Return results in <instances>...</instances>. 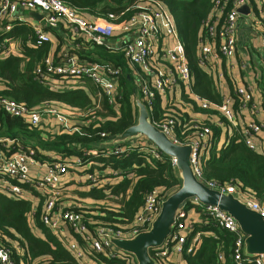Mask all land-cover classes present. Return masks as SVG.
I'll use <instances>...</instances> for the list:
<instances>
[{
	"label": "built area",
	"instance_id": "built-area-1",
	"mask_svg": "<svg viewBox=\"0 0 264 264\" xmlns=\"http://www.w3.org/2000/svg\"><path fill=\"white\" fill-rule=\"evenodd\" d=\"M243 4L249 6L250 13L255 11L253 22L262 24L260 20L264 19L260 18L264 17V0H212L211 11L203 22L205 33L199 42L198 65L212 77L221 95V103L215 105L192 94L190 97L200 110L216 109L229 126L235 128L238 114H235L231 94L225 91L227 83L233 86V93L239 100L238 113L241 115V111L246 110L249 118L240 131L243 143L251 151L264 153L262 144L256 139L259 134L264 133V119L260 118L262 98L256 99L251 86L240 85L227 70L221 69V64H227L236 54V29L240 18L250 16L237 12V8ZM129 12L130 15L123 17ZM31 13H36L40 19L31 17ZM21 26L31 29L34 46L45 43L49 45L33 71L34 79L43 88L55 92L86 90V83L89 81L101 90L108 103L113 106L120 98L119 77L124 69L112 60L99 59L96 54L93 60L87 58L89 49L96 45L104 47L110 53L122 55L129 72L126 74L133 78L137 87L135 95L139 94L149 116L157 97L160 98L162 107L174 105L182 109L178 110L179 120L181 115L189 114L188 111L193 112L190 104L174 97L177 92L191 91L192 78L174 20L160 0H134L119 13H108L107 16H92L62 0H0V61L21 53L19 39L13 33L16 27ZM259 44L264 50V34L259 35ZM135 95L132 96L133 102ZM93 111L94 109L86 111L90 118L85 116L78 124H72V119L80 112L82 117L83 111L53 102H44L30 108L8 97H0V115L21 119L29 128L43 126L51 134L55 130L64 133L79 132L80 126L95 120ZM193 113L190 120L181 126L184 130H190L193 136L191 140L184 142L174 137L177 115L152 123L174 142L192 145L190 162L198 180L212 189L235 195L264 219V203H259L252 195L238 191L232 184L219 186L215 182L203 180L205 151L218 143L211 135L210 125H216L221 130L226 126L219 119L212 121L210 118H201L204 116L202 113ZM101 137H104L102 141L111 139L105 134H101ZM132 149L147 152L156 161H161L164 157L144 137L117 145L108 151L117 155ZM38 151H41L38 147L23 145L17 137H0V194L10 200H21L26 194L36 192L37 199L43 200V208L39 213L41 224L53 232L78 261H84V251L93 255L104 248H110L127 264H136L132 257L115 250L109 237L131 239L148 230L168 195L161 189L146 193L143 205L131 223L119 229L101 225L96 228L94 235H90L82 214L62 206L61 201L64 196L62 177L69 170L75 171L74 166L82 165L80 158L74 161L50 155L38 158ZM82 151L89 152L84 148ZM90 153L96 154V150L91 149ZM170 160L172 167L176 168L175 159ZM99 175V171L87 174L89 184L96 185ZM188 203L192 207L186 210V203L180 206L169 235L159 247L150 251L158 264H183V251L192 253L198 247L199 233L191 237L185 248L194 223L188 214L192 210L210 215L218 228L232 235L230 264H264L261 256L248 257L243 253L245 235L230 215L217 206L202 205L195 198L189 199ZM34 214L32 212L28 218L32 231L37 229L35 223L30 221L34 219ZM198 216L200 217L199 213ZM73 234L81 238L83 247L72 238ZM15 248V252H21L20 247ZM23 256L21 253L19 258L23 259ZM217 261L224 262L223 252H218ZM0 264H17L9 249L1 244Z\"/></svg>",
	"mask_w": 264,
	"mask_h": 264
},
{
	"label": "trees",
	"instance_id": "trees-1",
	"mask_svg": "<svg viewBox=\"0 0 264 264\" xmlns=\"http://www.w3.org/2000/svg\"><path fill=\"white\" fill-rule=\"evenodd\" d=\"M62 1L71 7L85 10L92 16H107L108 13H119L134 0ZM160 1L174 20L192 78L191 91L182 92L181 99L190 104L195 113H202L205 119L210 118L212 121L219 119L221 124L226 126L221 130L216 125H210L211 135L218 140V143L205 151L206 159L202 166L203 180L215 182L219 186L232 184L238 191L248 193L259 203H264V153L248 149L243 143L240 132L236 130H233L232 134L224 135L225 130L230 131L234 127L229 126L216 109L200 110L190 97L192 94L215 105L221 103V95L212 77L198 65L199 42L205 33L203 22L211 11L212 0ZM110 2L114 4L111 5ZM130 14L131 12L123 17ZM13 33L19 39L21 53L0 61V97H8L30 108L44 102H53L80 111L94 109L95 120L88 125L80 126L79 132L64 133L55 130L52 134H46L43 126L29 128L21 119L1 114L0 137L14 136L23 145L57 151L59 159L74 161L80 158L82 165L79 166V170L76 168L74 170L82 172V175L93 171H105L104 176L98 177L99 183L93 187L86 176L84 184L86 183L87 191L84 189L81 194L93 202L108 201L111 203L110 206L84 205L76 208L77 210L74 209L86 219L90 235H94L96 228L101 225L119 229L131 223L139 213L146 193L161 189L168 195L179 187L180 180L176 168L172 167L170 158L165 155L161 161H156L144 151L132 149L113 155L107 149L90 148L91 145L102 141L104 137H101V134L113 138L136 123L137 115L132 96L135 95L137 87L133 78L126 74L129 72L121 54L110 53L104 47L96 45L86 54V57L92 60L95 54L101 60H112L124 69V73L119 77L120 98L111 106L101 90L94 84L90 85L92 83L89 81V84L86 83V90L55 92L43 88L34 79L33 71L49 45L45 43L34 46L35 41L29 27H16ZM260 92L261 110L264 112V84ZM230 94L237 115L239 100L233 90H230ZM178 110L182 109L174 105L162 107L161 100L157 97L150 117L156 122L177 115L174 137L180 142L191 140L193 136L190 130L181 127L190 120L191 115H181L179 120ZM222 136H225V140L221 142ZM260 141L264 142V139ZM82 148L89 152L84 153ZM91 149L96 150V154L90 153ZM42 154L43 151H38V158L47 157ZM30 195L36 196V192L32 191L21 200H10L0 194V244L9 249L12 259L16 260L17 264H85L86 260L87 263L95 264H127L110 248H104L93 255L84 251V262L75 259L60 239L41 224L39 213L43 208V200H38V206L34 210ZM185 203L186 210L192 207L188 201ZM32 212H35V225L42 237L31 229L28 218ZM197 212L200 214V221L192 224V232L185 248L189 245L191 237L197 233L200 234V242L192 253L183 251L184 264H230L229 248L232 245V235L218 228L210 215L199 210ZM72 238L83 247L84 242L79 236L73 234ZM15 246L20 247L21 252H15ZM219 251L224 254L223 263L217 261ZM21 253L24 255L23 259L19 258Z\"/></svg>",
	"mask_w": 264,
	"mask_h": 264
},
{
	"label": "water",
	"instance_id": "water-1",
	"mask_svg": "<svg viewBox=\"0 0 264 264\" xmlns=\"http://www.w3.org/2000/svg\"><path fill=\"white\" fill-rule=\"evenodd\" d=\"M237 12L249 16L250 9L246 4L237 8ZM31 16L40 19L36 13ZM137 93L134 97L136 123L121 134L108 140L91 145L94 149H110L142 137L149 140L165 156L175 159V167L180 185L172 190L162 202L160 212L149 229L138 233L131 239L109 237L112 247L132 257L136 264H158L151 256V250L159 247L171 231L174 217L182 204L195 198L202 205L217 206L230 215L245 235L243 253L248 257L261 256L264 262V219L256 211L248 208L235 195L212 189L198 180L194 174L190 156L191 144L174 142L153 123L145 105Z\"/></svg>",
	"mask_w": 264,
	"mask_h": 264
},
{
	"label": "crops",
	"instance_id": "crops-1",
	"mask_svg": "<svg viewBox=\"0 0 264 264\" xmlns=\"http://www.w3.org/2000/svg\"><path fill=\"white\" fill-rule=\"evenodd\" d=\"M263 9H264V6H263ZM254 15H255V11L250 13L249 17L243 16V18H240L239 24L237 25V29H236V46H237L236 54L233 57V59H231L227 64L223 62L221 64V69L227 70L229 74H231L235 79L238 80L240 85L251 86L254 92V96L257 99L259 97L261 98L260 91H261L262 85L264 84V50L259 44V35L264 34V22L263 20H260V19H264V17L259 19L262 24H258V23L253 22V20H255ZM233 89H234L233 86L230 88V84L228 83L226 84L225 91L227 94H229L230 90H233ZM181 95H182V92L180 91V92H177L174 95V97L181 98ZM188 112L190 115H194L193 113L194 111L193 112L188 111ZM201 118H204V116H201ZM260 118L264 119V112L262 110H260ZM248 119L249 118H248L246 110H242L241 115L238 113V116L236 118L237 126L231 129L230 131L225 130L223 134L224 135L232 134L235 130L237 132H240L245 122ZM46 134H48V132ZM256 139L259 142H261L262 147L264 148V142L260 141V139H264V134L263 133L259 134ZM224 140H225V136H222L221 142ZM90 148L92 147L90 146ZM39 149L43 151V154H42L43 156L50 155V156L57 157V158L59 157V154L57 153V151L41 149V148ZM74 168L79 170L78 169L79 166H74ZM83 176L84 175H82V172L79 173L73 170H69L67 174L62 177V180L64 182L63 183L64 196L65 194L70 192V188L73 186L74 183H76V181L80 183V187L82 189H85L87 191V187L84 184ZM93 186L94 185H91V187ZM78 189L79 188H76L75 190L77 196H73V201H70L69 199H67L68 194L66 195V200L64 199V196H63L61 200L62 206L71 207L73 204L78 207L82 206L76 202L77 201L76 198L81 199V198H88V197H84L81 194V191H85V190H81V189L78 190ZM26 196H28V194H26ZM29 198L31 199V204H32L33 209L36 210L38 206L37 197L30 195ZM188 214H189V218H191L194 223L200 221V217L198 216L197 211L192 210ZM30 221L35 223L34 219ZM34 230H35L34 233H36V235L42 237V234L38 228ZM177 260H179V258ZM84 263L86 264L87 260ZM182 263L184 264L183 259H182ZM87 264H95V263H87Z\"/></svg>",
	"mask_w": 264,
	"mask_h": 264
},
{
	"label": "rangeland",
	"instance_id": "rangeland-1",
	"mask_svg": "<svg viewBox=\"0 0 264 264\" xmlns=\"http://www.w3.org/2000/svg\"><path fill=\"white\" fill-rule=\"evenodd\" d=\"M87 84H89V82H87ZM90 85H93V84H90ZM81 116V112H80V114H78V116L75 118V119H72V121H71V123L72 124H78L79 123V121L81 122L82 120H83V118L85 117V116H88V117H90V114L89 113H86V111H83V116L82 117H80ZM87 174L88 173H85L84 174V179H86V176H87ZM104 174H105V171L104 170H102V171H100V175L99 176H104ZM86 184V183H85ZM76 188H79V189H81V190H84V189H82L81 187H80V183H78L77 181H76V183H74L73 184V186L70 188V192L69 193H67V194H65V196H64V199L66 200V195H67V199H69L70 201H73V196H77L76 195ZM78 189V190H79ZM71 193V194H70ZM77 199V203H79L80 205H82V206H91V207H94L95 205H97V204H103V205H107V206H110V204L111 203H109L108 201H98V202H93L90 198H81V199H83V200H81V199H79V198H76ZM76 208H79L78 206H76V205H72L71 207H70V209H76ZM77 210V209H76Z\"/></svg>",
	"mask_w": 264,
	"mask_h": 264
}]
</instances>
